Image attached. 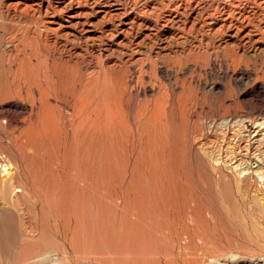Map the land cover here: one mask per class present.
<instances>
[{
    "label": "rangeland",
    "instance_id": "1",
    "mask_svg": "<svg viewBox=\"0 0 264 264\" xmlns=\"http://www.w3.org/2000/svg\"><path fill=\"white\" fill-rule=\"evenodd\" d=\"M0 264H264V0H0Z\"/></svg>",
    "mask_w": 264,
    "mask_h": 264
},
{
    "label": "bare ground",
    "instance_id": "2",
    "mask_svg": "<svg viewBox=\"0 0 264 264\" xmlns=\"http://www.w3.org/2000/svg\"><path fill=\"white\" fill-rule=\"evenodd\" d=\"M4 163H5V162H4ZM4 163H3V164H4ZM3 166H4V168H2L3 171H6V168H7V167H6L5 165H3ZM9 166H10V165H9ZM49 188H50V187H49ZM17 191H19V189H18ZM49 192H50V191H49Z\"/></svg>",
    "mask_w": 264,
    "mask_h": 264
}]
</instances>
